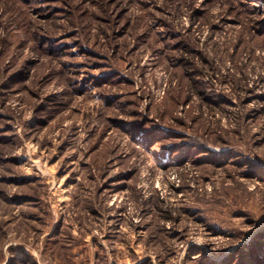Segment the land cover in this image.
<instances>
[{
  "label": "rangeland",
  "instance_id": "374dc122",
  "mask_svg": "<svg viewBox=\"0 0 264 264\" xmlns=\"http://www.w3.org/2000/svg\"><path fill=\"white\" fill-rule=\"evenodd\" d=\"M0 264H264V0H0Z\"/></svg>",
  "mask_w": 264,
  "mask_h": 264
}]
</instances>
